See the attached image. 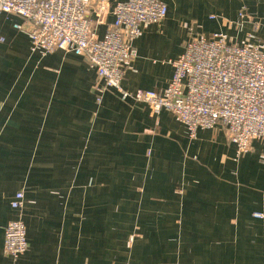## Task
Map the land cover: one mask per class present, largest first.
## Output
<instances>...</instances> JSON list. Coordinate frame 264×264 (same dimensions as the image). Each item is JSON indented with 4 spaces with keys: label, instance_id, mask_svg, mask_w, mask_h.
Returning <instances> with one entry per match:
<instances>
[{
    "label": "crops",
    "instance_id": "0c3cea01",
    "mask_svg": "<svg viewBox=\"0 0 264 264\" xmlns=\"http://www.w3.org/2000/svg\"><path fill=\"white\" fill-rule=\"evenodd\" d=\"M161 1L166 20L135 42L130 93L168 88L190 30L264 50V0ZM17 25L29 27L0 17V264H264L260 142L238 157L223 124L191 139L172 113L99 92L85 57L32 53ZM18 218L29 249L14 261L5 228Z\"/></svg>",
    "mask_w": 264,
    "mask_h": 264
},
{
    "label": "built area",
    "instance_id": "2783aa9c",
    "mask_svg": "<svg viewBox=\"0 0 264 264\" xmlns=\"http://www.w3.org/2000/svg\"><path fill=\"white\" fill-rule=\"evenodd\" d=\"M2 15L25 20L29 27L16 29L29 36L32 53L47 56L62 50L85 57L103 82L99 92L112 90L122 101L143 103L154 117L163 110L172 113L191 139L199 130L223 124L238 157L249 153L254 142L264 147V50L260 47L238 45L223 32L203 35L190 30L183 54L172 62L174 75L168 88L130 93L123 81L135 71V42L144 28L167 18L168 7L161 0H127L114 6L111 0H0ZM109 15L114 21L101 38L97 27ZM240 17L246 14L241 12ZM262 160L264 165V154ZM24 204L25 195L18 192L12 207L21 210ZM28 249L25 223L20 218L11 221L5 228V255L17 261Z\"/></svg>",
    "mask_w": 264,
    "mask_h": 264
}]
</instances>
